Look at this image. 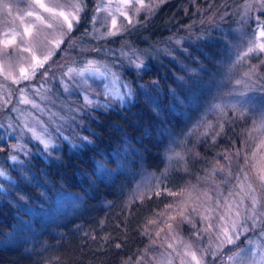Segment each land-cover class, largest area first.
Wrapping results in <instances>:
<instances>
[{
  "label": "rangeland",
  "instance_id": "1",
  "mask_svg": "<svg viewBox=\"0 0 264 264\" xmlns=\"http://www.w3.org/2000/svg\"><path fill=\"white\" fill-rule=\"evenodd\" d=\"M164 1L144 0L143 8L139 5L126 8L119 0H46L50 5H63V10L75 12L79 17L68 30L60 18L44 12L34 0H0V64L18 75V67H28L34 53L42 55L49 50L53 53L29 80L13 83L0 73V170L17 180L20 172L28 176L30 183L21 181L17 191L28 197V203L38 213L33 218L34 228L59 232L58 225L77 215L84 203L83 195L57 186L45 169L44 163L55 162L54 157L61 160L64 152L69 151L61 133L74 143H80L77 135L92 140L99 110L126 107L141 96L160 115L182 113L186 125L177 131L165 122V168L159 172L141 166L137 174L127 173L130 179L125 182L122 200L108 201L106 212L98 218V227H104L106 215L118 223L119 217H129L136 203L158 201L142 221L140 232L145 245L123 264H195L189 252H196L201 264H264V182L253 167L264 160V147H261L264 133L253 131L264 119V102H261L264 55L239 59L249 46L241 37L250 41L254 33L258 36L259 27L264 24V8L259 0H208V4L200 8L199 20L217 23L223 40L229 43V50L238 53L234 56L228 52V56L216 59L208 51L192 52L188 47L199 44L200 36L191 26L185 27L182 34H174L162 42L185 73L178 76L177 89L165 90L159 82L144 77L150 62L135 49L128 34L130 28L151 18ZM77 3L80 7L74 8ZM29 12L33 15H28ZM37 16L43 17L45 22L37 20ZM114 19L116 28L112 26ZM47 23L53 27L48 28ZM26 28L32 30L31 36ZM5 40L14 43L5 47ZM56 40L63 43L56 47L52 43ZM25 47H31L32 52L23 51ZM177 50L183 51L182 54ZM206 58L211 59L220 72L215 82L203 72L208 66L203 62ZM90 64L96 71H83ZM250 65L260 69L251 79L245 75ZM69 68L83 71V75L68 74ZM193 79L203 83L197 90L188 83ZM201 93L202 100L198 98ZM166 95L169 97L165 98ZM85 98L93 103L88 104ZM24 99L31 103H24ZM243 122L245 129L240 133V142L233 141L230 146L219 143L224 130L234 129ZM25 123L34 127L43 140L50 139L53 146L45 150L41 141L23 129ZM204 140L220 145L211 165L204 167L203 174L194 177L189 174L181 179L183 174L191 172L190 157ZM56 145L63 148L62 153L55 151ZM123 146V152H127V144ZM12 155L17 156V161L10 159ZM119 160L120 168L112 169L107 165L114 173L123 169L120 155ZM175 172L181 173L178 181L171 179ZM0 183L8 187L2 177ZM70 195L80 198L71 199ZM252 197L257 203H252ZM19 203L16 195L0 196V205L10 206L16 218L22 216L28 220ZM236 212L240 215L236 216ZM233 221L236 228L232 227ZM14 227H19L18 221ZM14 227L0 234V241L14 234ZM224 229H231L234 244L225 241ZM82 232L92 237L94 231L83 228ZM21 235L27 238L21 241L36 245L34 247L40 250L45 247L42 245L46 239L44 231L38 235L32 231ZM236 253L240 258L229 260Z\"/></svg>",
  "mask_w": 264,
  "mask_h": 264
},
{
  "label": "trees",
  "instance_id": "2",
  "mask_svg": "<svg viewBox=\"0 0 264 264\" xmlns=\"http://www.w3.org/2000/svg\"><path fill=\"white\" fill-rule=\"evenodd\" d=\"M207 2L208 0H166L151 18L129 29L128 34L135 49L145 55L150 62V69L145 73V78L159 82L165 90L178 88L180 83L178 76H184L185 73L175 63L172 55L164 49L162 42L174 34H182L187 26H191L200 36V43L188 47L190 51H208L216 59L228 56V52L237 55L238 52L229 50V43L223 40V32L220 26H216L217 23L208 24L204 20L203 22L199 20L200 8L205 7ZM178 52L182 54L183 51ZM198 54L201 56L200 53ZM203 60L208 65L204 67L203 72L209 80L212 78L213 82L217 81L220 74L217 72L218 68L212 64L211 59ZM188 83L195 90L203 84L201 80ZM202 94L198 96L200 100L204 97ZM159 115L158 111L141 96L126 107L99 110L95 118V131L91 133L92 140L96 144L95 148H88L80 155H69V151H65L59 162L44 163L47 174L57 186L83 195L84 203L81 211L58 225L59 232L36 227L35 235L44 231L46 238L42 242V245H45L42 250L34 247L36 245H29L26 241L0 244V264H123L126 258L140 250L145 245V239L140 232L142 221L151 212L153 203H158L156 199L136 203L132 206L129 217L127 219L124 216L119 217L118 223L112 221L108 215L103 223L104 227L99 228L97 222L106 212L105 204L108 201L122 200L125 182L130 179L128 174H137L141 166L159 172L165 168L164 157L167 146L165 122L180 131L184 129L186 121L182 113ZM244 127L243 122L234 129L224 130L220 134L219 143L230 146L233 141L240 142V133H243ZM219 143L202 141L191 155V160L189 158L191 172L183 174L180 178L188 177L189 174L190 177L203 174L204 167L211 165L216 155L215 150L220 147ZM125 144H127V152H123ZM113 151L121 156L123 169H118L113 177L108 178L105 175L104 179H97L99 167L93 164L92 157L100 163H106L100 153L103 152L111 159ZM108 165L112 169H117L115 163ZM78 171L87 172L92 177L93 183L84 181L82 184L77 175ZM180 174L173 173L171 179L178 181ZM17 221L10 206L0 205V234L11 230ZM83 228L93 230L92 237H94L85 235L82 232ZM104 240L106 241L103 242Z\"/></svg>",
  "mask_w": 264,
  "mask_h": 264
},
{
  "label": "snow or ice",
  "instance_id": "3",
  "mask_svg": "<svg viewBox=\"0 0 264 264\" xmlns=\"http://www.w3.org/2000/svg\"><path fill=\"white\" fill-rule=\"evenodd\" d=\"M34 3L40 8L43 9L44 12L48 13L50 16L53 18H60L62 21V25H66L68 30H71L73 28V21H79V17L76 15L75 12L68 13L65 10H63V5H60L58 3H53L49 4L46 2V0H34ZM119 3L122 4L124 7H134L136 5H139L141 8L145 7V2L144 0H119ZM259 3L262 8H264V0H259ZM74 8H79L80 4L77 3L73 5ZM119 10V9H118ZM28 15H33V13L29 12ZM121 15H126L125 13L121 12ZM37 20H40L41 23H44V19L41 16L36 17ZM129 22L131 20L129 19ZM48 28H52L53 24L47 23L46 25ZM112 26L113 28H116V20L114 19L112 21ZM26 32L31 36L32 35V30L31 29H25ZM114 33H109V35H113ZM61 35H63V32H61ZM45 40H47V37H44ZM241 39L246 42L249 46L247 47V50L243 52V55L239 57V59L242 61L245 58L249 57L250 55H256V56H261L264 55V24L260 25L259 31H258V36L257 34H253V38L249 41L246 40L245 37H241ZM13 40H5L4 45L5 47H8L9 45L13 44ZM52 43L55 44L56 47H59L61 43H63L62 40H56L53 41ZM25 52H32L31 47H25L23 49ZM53 55L52 51L49 50L42 55H36L35 53L32 55L31 60L32 62L28 67H23L20 66L18 67V75H14L12 71H9L4 64H0V73H3L5 75V79H12L13 83H18L20 80H29L33 77L37 69L43 68L47 61L50 59V57ZM261 64H264V60H261ZM259 67L255 65H250L249 71L245 73L246 76L251 79L253 75L256 74L257 71H259ZM83 71H96V69L90 64L87 69ZM83 71L77 72L76 69L69 68L68 69V74L70 73H76L77 75H83ZM261 75L264 76V72H261ZM237 83H242V81H237ZM246 87L248 85H245ZM244 93H241L243 95ZM86 102L88 104L93 103L91 100H88L87 98ZM24 103H31L28 99H24ZM36 107L37 105H33ZM218 107V106H217ZM253 131H259L264 133V119H262L259 123V126L257 128H254ZM35 137L37 140H41L42 143H44L45 147L48 145V141H45L42 139V136L40 134L35 133V130H33ZM19 147V146H17ZM261 147H264V141L261 142ZM15 161V157L12 158ZM253 167L257 168V172L259 174V179L264 182V160L259 161L257 164H254ZM4 173L0 171V175H3ZM159 194V193H157ZM171 195H181V193H169ZM252 203L255 204L257 203V200L255 197H252ZM226 208H230V205H225ZM240 213L236 212V216H239ZM207 219V217H205ZM248 219H254V217H249ZM191 223V221H189ZM240 226H243L242 224ZM193 227L195 225L193 224ZM211 227V225H209ZM232 227L236 228L237 224L235 221L232 222ZM207 231V229H205ZM231 229H224L222 231V235L225 237V241L228 244H234L235 240L233 238V235L230 234ZM238 234V233H237ZM264 235V233H262ZM225 241H221V243H224ZM251 249H249V252ZM191 256V259L195 261V264H201V258L197 256L196 252H189L188 253ZM240 258V254L236 253L235 256H230L229 260L233 259H238Z\"/></svg>",
  "mask_w": 264,
  "mask_h": 264
},
{
  "label": "clouds",
  "instance_id": "4",
  "mask_svg": "<svg viewBox=\"0 0 264 264\" xmlns=\"http://www.w3.org/2000/svg\"><path fill=\"white\" fill-rule=\"evenodd\" d=\"M136 67H140V65H136ZM71 74V73H70ZM193 83H196V80L193 79L192 81ZM149 100H151V97H148ZM261 102H264V98H261ZM191 103V101L189 102ZM38 123V121L36 122ZM2 126V125H0ZM23 129H26L28 133H32V135L35 137V134L33 132V130H35L34 127H30L27 123H25L23 125ZM36 133V132H35ZM23 135V132H22ZM93 135H95V133H93ZM50 136V134H49ZM61 137L63 140L67 141L68 144V149H69V155H80L82 151L88 149V148H95L96 144L93 140L89 139V137L87 136H83L80 137L77 135V139L80 140V143H74L71 140H68L67 137H64L63 134L61 133ZM37 140V139H36ZM41 141V140H39ZM48 145L47 147L44 148L45 150H47L49 147H52V142L49 139L48 141ZM42 143V142H41ZM44 144V143H43ZM13 147H17V145H13ZM55 151L57 153H62L63 152V148L60 147L59 145L55 146ZM49 155H51V153H49ZM101 156H104L105 162L106 163H100L99 161L96 160L95 157H92V162L93 164H96L100 171L99 173H97V179H104V176H112L115 175V173L107 166L110 163H115L117 168H120V160H119V155L118 153H116L115 151H113L111 153V159L109 158V156L105 155L103 152L100 153ZM15 157V161H17V156L16 155H12L10 157V159L12 161H14L12 158ZM54 159L59 162L60 158L59 157H54ZM21 167H24L23 162H20ZM14 171H19V169L14 168ZM2 171L4 174L0 175V177H2L8 184V187H5L4 183H0V196H6V197H12L13 195L18 196V199L21 203H19V208L21 210V212L26 213L29 216L28 220H25L22 216L17 217L18 222H19V227H14L13 229V233L14 234H8L7 238L3 241H0V243H3L4 245H8V244H15L18 241L21 240H26V237H22V233H27L29 231L35 232V228H34V224H33V218L38 215V213H36V211L31 207V205L28 203V197L26 195H22L20 194V191H17L18 189L21 188V181L25 182V183H30V180L28 178V176L23 173L20 172V176H19V180L17 179H13L6 171L0 170ZM33 175H35L33 173ZM77 175L80 177L81 182L83 184L84 181H87L89 183H93L92 177L87 173H81V172H77ZM47 197H45L46 199ZM71 199H79L80 197H75V196H71ZM59 200H57V204Z\"/></svg>",
  "mask_w": 264,
  "mask_h": 264
}]
</instances>
